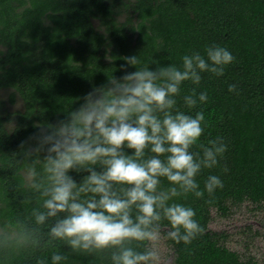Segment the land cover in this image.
<instances>
[{
    "label": "trees",
    "instance_id": "trees-1",
    "mask_svg": "<svg viewBox=\"0 0 264 264\" xmlns=\"http://www.w3.org/2000/svg\"><path fill=\"white\" fill-rule=\"evenodd\" d=\"M210 43L235 56L223 76L204 74L197 89L209 97L201 106L208 121L201 139L221 135L229 145L220 166L202 176L211 171L224 186L212 198L184 201L204 233L188 246L168 242L175 264H257L229 249L226 234L208 225L212 208L226 216L244 201H264V0H0V90L23 102L21 110L8 111L0 99V223L29 210L21 142L34 144L38 128L64 119L110 75H123V57L138 55L155 69L179 64L190 50L203 53ZM229 83L237 84L238 94L228 92ZM191 87L185 83L182 94ZM69 174L77 183L87 175ZM74 259L88 264L90 258ZM6 264H31V258L15 256Z\"/></svg>",
    "mask_w": 264,
    "mask_h": 264
},
{
    "label": "clouds",
    "instance_id": "clouds-1",
    "mask_svg": "<svg viewBox=\"0 0 264 264\" xmlns=\"http://www.w3.org/2000/svg\"><path fill=\"white\" fill-rule=\"evenodd\" d=\"M122 59L123 75H110L64 119L38 128L34 144L21 142L29 210L0 223V264L20 255L31 264H79L77 255L88 264H154L151 244L162 226L166 239L185 246L204 233L184 201L223 188L219 175L202 173L220 166L229 145L221 135L201 139L209 97L197 89L204 74L223 76L235 56L210 43L155 69L138 55ZM185 83L192 87L182 94ZM227 90L238 94L236 83ZM70 170L87 175L77 183Z\"/></svg>",
    "mask_w": 264,
    "mask_h": 264
},
{
    "label": "rangeland",
    "instance_id": "rangeland-1",
    "mask_svg": "<svg viewBox=\"0 0 264 264\" xmlns=\"http://www.w3.org/2000/svg\"><path fill=\"white\" fill-rule=\"evenodd\" d=\"M10 89L0 90V99L8 111L21 110L23 102ZM12 98V101H11ZM209 229L226 234L225 244L239 255L252 256L257 264H264V201L259 205L244 201L232 206L226 216H222L215 208L211 209ZM166 227H162L161 236L151 246L158 251V259L154 264H175L174 252L165 237Z\"/></svg>",
    "mask_w": 264,
    "mask_h": 264
}]
</instances>
